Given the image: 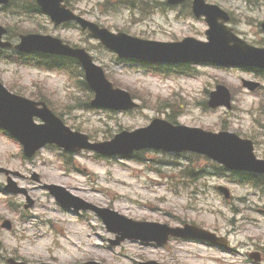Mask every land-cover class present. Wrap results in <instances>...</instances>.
Here are the masks:
<instances>
[{"label": "rangeland", "instance_id": "374dc122", "mask_svg": "<svg viewBox=\"0 0 264 264\" xmlns=\"http://www.w3.org/2000/svg\"><path fill=\"white\" fill-rule=\"evenodd\" d=\"M67 1L76 13L111 31L157 41L183 36L204 38L206 26L202 21L184 16L179 10L163 13L158 6L144 5L146 0H136L142 17L138 9L119 7L121 0ZM206 1L219 4L230 13V26L240 37L254 45L264 42L258 28L264 22V5L255 8L236 0ZM7 13L10 12H0V25L12 27L14 19ZM25 21L16 23V27L35 30L39 25L50 30L43 16ZM52 34L69 42L92 45L76 30ZM90 50L97 64L117 81L118 88L133 95L140 104L139 111L113 113L85 109L87 95L79 89L73 70L68 75L44 73L0 61V81L26 98H45L53 111L62 115L65 125L96 141H103L120 130L145 127L154 118L170 116L178 125L211 132L225 130L251 139L256 157L264 159V80L238 69L209 65L192 67L185 76L161 77L135 63L116 64L113 55L96 46ZM242 79L258 81L263 90L254 94L243 90ZM217 84L228 87L234 97L230 112L209 110L205 106L208 93ZM92 155L81 152L69 162L59 149L45 147L33 159L25 160L17 141L0 131V167L18 173L20 176L13 178L14 184L25 191V195L7 194L6 177L0 175V224L8 220L13 226L11 231L0 229V264L6 258L29 264L88 261L137 264L148 260L161 264H253L248 261V253L257 246L264 247V194L260 191L253 193L250 187L227 182L226 178L188 179L180 170L184 166H200L203 161L187 160V154L149 152L144 155V162H106ZM34 177H38V182ZM43 185L62 186L98 207L115 210L136 221L170 226L179 224V220L197 223L228 237L234 252L181 240H171L163 248L134 242L110 247L108 241L114 236L106 232L96 216L77 217L62 209ZM217 186L227 187L233 200L225 201ZM26 198L32 201L28 210L23 209Z\"/></svg>", "mask_w": 264, "mask_h": 264}, {"label": "water", "instance_id": "95a60500", "mask_svg": "<svg viewBox=\"0 0 264 264\" xmlns=\"http://www.w3.org/2000/svg\"><path fill=\"white\" fill-rule=\"evenodd\" d=\"M38 1L42 10L51 16L55 24L71 19L77 20L83 29L88 28L92 37L100 39L122 58H136L143 61L163 63H214L264 69V49L249 47L238 40L231 34V30L224 25L229 20L225 12L215 6L203 7L202 3L197 0L194 2V11L198 17L202 15L206 17L210 27L207 32L209 43L186 39L177 44H162L143 42L123 34L114 36L105 30H99L94 24L74 17L69 11L60 6L61 1L59 0ZM172 1L180 2L182 0ZM261 28L264 32V23ZM54 43V46H52V42L39 41L36 37H26L20 46V50L49 51L78 59L85 70L86 79L95 93V98L91 102L94 107L112 110H131L136 107L127 93L112 89V86L105 80L101 69L92 64L91 59L83 50H70L56 40ZM243 84L250 91L258 87V84L248 82ZM37 106H42V109H37ZM208 106L211 108L225 106L229 109L230 95L228 90L218 86L216 91L210 94ZM34 117L39 118L44 124L36 125L33 122ZM0 127L21 143L24 155L27 158H31L46 144H55L66 152H78L86 149L105 156L128 155L133 151L150 148L176 153L192 151L206 155L230 170L264 174V161H258L254 158L250 141H242L234 135L225 133L213 135L197 129L172 127L160 120H154L145 129L132 133L122 132L115 136L111 142L89 144L85 135L70 132L44 104L32 103L13 96L1 85ZM0 173L10 174L1 168ZM45 188L64 208H73L75 212L79 210L94 211L102 219L107 231L116 235L115 240L110 241L113 246H118L124 240H139L145 243L154 242L157 245H163L167 242L169 236L196 238L226 246V243L217 239L213 234L200 230L195 226L185 225L182 229H170L167 226L155 223L133 222L110 210L97 209L86 204L67 193L63 188L56 186H46ZM6 191L13 194H25L24 190L16 189L11 182L6 187ZM220 191L228 198L229 194L225 189L220 188ZM30 206L31 202L28 201L25 208ZM2 228L9 230L10 223L8 221L4 222ZM8 263L24 264L13 260H8ZM86 264L98 263L89 262Z\"/></svg>", "mask_w": 264, "mask_h": 264}, {"label": "trees", "instance_id": "16d2710c", "mask_svg": "<svg viewBox=\"0 0 264 264\" xmlns=\"http://www.w3.org/2000/svg\"><path fill=\"white\" fill-rule=\"evenodd\" d=\"M55 67H60V66H58V64L56 63ZM239 176L242 177L241 180H248L250 183H255L262 178V177L250 176V175H246V174H240Z\"/></svg>", "mask_w": 264, "mask_h": 264}]
</instances>
